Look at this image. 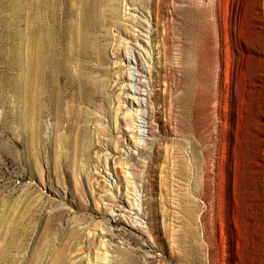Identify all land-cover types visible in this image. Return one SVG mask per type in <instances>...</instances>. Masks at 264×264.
<instances>
[{
  "label": "rangeland",
  "instance_id": "1",
  "mask_svg": "<svg viewBox=\"0 0 264 264\" xmlns=\"http://www.w3.org/2000/svg\"><path fill=\"white\" fill-rule=\"evenodd\" d=\"M0 264H264V0H0Z\"/></svg>",
  "mask_w": 264,
  "mask_h": 264
},
{
  "label": "bare ground",
  "instance_id": "2",
  "mask_svg": "<svg viewBox=\"0 0 264 264\" xmlns=\"http://www.w3.org/2000/svg\"><path fill=\"white\" fill-rule=\"evenodd\" d=\"M263 24V23H262ZM157 50H158V54H159V49L157 48ZM150 73V75H151V72H149ZM155 78L157 79V72H156V74H155ZM157 83H158V87H159V89L156 91V96H157V98L159 99L160 98V96H161V94H162V92H166V89H165V85H164V87H163V85L161 86L160 84H159V81H158V79H157ZM140 91V90H139ZM160 100V99H159ZM165 102V101H164ZM140 131H138V133H139ZM150 133V132H149Z\"/></svg>",
  "mask_w": 264,
  "mask_h": 264
},
{
  "label": "built area",
  "instance_id": "3",
  "mask_svg": "<svg viewBox=\"0 0 264 264\" xmlns=\"http://www.w3.org/2000/svg\"><path fill=\"white\" fill-rule=\"evenodd\" d=\"M207 0H196V2H198V3H205Z\"/></svg>",
  "mask_w": 264,
  "mask_h": 264
}]
</instances>
